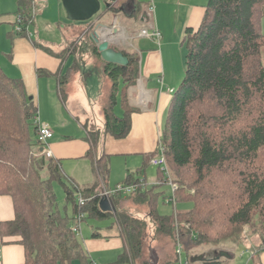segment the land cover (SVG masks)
Wrapping results in <instances>:
<instances>
[{
  "label": "trees",
  "instance_id": "trees-1",
  "mask_svg": "<svg viewBox=\"0 0 264 264\" xmlns=\"http://www.w3.org/2000/svg\"><path fill=\"white\" fill-rule=\"evenodd\" d=\"M32 6V3L20 6L12 35L27 33L33 22ZM135 8L133 16L141 10L137 5ZM263 17L264 0H209L199 27L186 30L185 75L173 95L160 139L168 166L176 171L191 166L199 175L190 188L179 186L174 191L175 207L177 203L184 207L178 212L177 221L181 225L178 237L183 240L185 250L202 237L197 227L214 222L211 216L215 205L219 208L229 205L227 220L237 230L255 225L257 217L264 224ZM16 25L22 27L20 33L14 30ZM90 41L89 36L87 42ZM118 51L128 57L129 63L122 67L103 61L112 81L103 104V133L122 140L132 127L133 111L126 94L139 78L140 60L135 53ZM93 53L101 57L95 45ZM119 90L123 92L120 101ZM118 105L123 108L122 115L115 112ZM37 118L38 110L24 83L9 78L0 66V194L12 197L15 208V219L0 223L1 237L20 238L17 243L25 249L23 264H93L81 238L73 232L76 216L84 213L88 218L104 220L114 215L125 245L120 263L152 264L151 248L146 255L147 240L157 241L164 234L173 239L177 235L174 214L158 213L161 197L156 193L158 186L146 189L144 170L138 171V180L134 182L139 187L131 197L136 204L149 208L147 220L118 207L113 213L103 212L95 190L81 191L73 183L65 184L60 163L43 152L38 153V147L45 146L39 141ZM101 134L90 133L87 157L93 162L96 176L107 184L110 156L95 157ZM157 154L158 151L150 154L148 161ZM213 171L233 177L235 188L227 192L218 183H211L208 175ZM56 181L65 187L67 203L72 205L70 217L57 208L53 187ZM208 181L210 188L204 190ZM201 183L205 196H190V189H197ZM80 194L87 200L83 206L77 199ZM235 205L238 207L234 208ZM204 213L206 219L200 220ZM195 232L200 234L195 236ZM173 250L175 253L176 244ZM175 260L176 256L174 261L169 257L158 264H174ZM191 264L225 262L206 259Z\"/></svg>",
  "mask_w": 264,
  "mask_h": 264
},
{
  "label": "crops",
  "instance_id": "crops-1",
  "mask_svg": "<svg viewBox=\"0 0 264 264\" xmlns=\"http://www.w3.org/2000/svg\"><path fill=\"white\" fill-rule=\"evenodd\" d=\"M99 1L100 11L92 19L79 22L70 19L63 0H0V19L10 26L4 34V37L9 40L10 48L6 53H1L0 66L9 78L21 80L24 83L30 101L38 110L40 120L49 124L54 131V137L49 146L52 159L60 163L64 176L79 190H95L94 194H99L102 200L106 198L101 195L103 191L112 189L109 188L111 185L113 187L115 184H121V180L126 176L124 175L126 170L129 174L124 183L129 179L137 181L138 178L130 174L136 168L137 172L144 170L142 178H144L146 189L158 186L156 193H160L163 197L168 196L172 188L165 183L167 179L161 176V172L153 171L151 176L155 182L149 185L147 183V169L152 165L147 158L159 150L170 103L183 81L179 79L178 84H173L170 79L176 76H167V72L174 70L166 66L165 49L179 42L183 44L187 28L199 27L208 2L206 0H158L157 11L160 17L157 19L153 17L152 20V24L161 33V39L157 41L154 38L139 35L144 25L143 16L148 5L144 3L145 0ZM23 3L34 5L33 22L25 35H12L18 10ZM106 3L110 4V8L104 5ZM136 5L141 10L138 11L139 15L133 16ZM12 16H14L13 21L7 22V18ZM108 26L118 28V32H115L116 36H111V39L105 28ZM101 29H103L102 37L107 38L112 47H118L116 44L119 43L130 52V48L135 49L132 44L135 39L146 40L148 44L145 53L135 49L141 54L139 78L126 94L128 104L133 111L132 127L129 135L122 140L103 133L105 129L103 104L106 98L102 94L103 91L101 93L100 83L94 73L95 68L98 67L97 60L88 57L85 50L86 44L79 47V43L85 42L88 34L94 30L100 32ZM122 30L126 32L124 35ZM76 35H79V43L75 38ZM53 49L55 51H51ZM1 58H3L4 67L1 65ZM87 59L92 65L89 69ZM61 81L64 82L63 85L60 84ZM72 85L75 88L71 87ZM87 89L90 90L91 97ZM118 93L122 99L123 92L119 90ZM120 112L123 113L122 107ZM80 120L84 122L83 127ZM95 131L102 132L95 153L96 159L103 155L110 156V177L107 184L102 178L96 176L93 162L87 157L91 148L90 133ZM41 152L42 148L38 147V153ZM121 171L123 177L110 184L111 176ZM107 199L115 210L118 207L135 217L149 218V208L146 205L136 204L131 196ZM110 218L116 221L110 227L93 223L86 237H82L83 231L82 233L80 231L81 243L93 264H131L120 263L125 245L115 216L112 215ZM14 219L15 208L12 197L0 194V223ZM86 219L92 218L86 217ZM86 219L84 217L81 224L85 223ZM91 221L106 220L92 219ZM19 240L18 237L2 238L0 235V264L25 262V249L17 243ZM258 251V263L255 264H264V246L258 248ZM245 254L254 260V252H245L241 256ZM231 259H235V256ZM189 261L190 264L203 262L192 259Z\"/></svg>",
  "mask_w": 264,
  "mask_h": 264
},
{
  "label": "rangeland",
  "instance_id": "rangeland-1",
  "mask_svg": "<svg viewBox=\"0 0 264 264\" xmlns=\"http://www.w3.org/2000/svg\"><path fill=\"white\" fill-rule=\"evenodd\" d=\"M150 1L151 0H145L144 3L148 4ZM206 1L208 2V0H206ZM157 3H158V0H154V5H155L154 19L155 18L157 19V17L158 18L160 17L159 13L157 11V8H158ZM13 19H14V16L7 18V22L11 23L13 21ZM3 21L4 20L0 19V22H1V24H0V55H1V53H6L8 51V48H10L9 40L6 37H4L5 32H7L9 30L10 26L8 23H3ZM100 24H102V22ZM105 28H109V29L111 28L112 29V27H109V26L105 27ZM261 30L264 33V17L261 20ZM99 33H100L101 39L107 40V38L102 37V31ZM125 33L126 32H124L122 30V35H124ZM89 35H91V34H88L86 36L85 42L82 41L79 43V39H78L79 35H76L75 38H77V41L79 43V47H83L84 44H86L85 50L88 53V57H92L95 60H97L96 64L98 65V67L95 68L96 71H94L95 77H96L97 81L100 83L101 93L103 91L102 94H104L105 98H107V96L109 94L108 92L110 91V88L112 86V81L109 80V78L107 77V74L105 72V65H104L102 58L93 53V44L91 43V41H90V43L87 42V37H89ZM59 37H61V36H59ZM132 44L136 50L140 49L141 51H144V53H145V51H147L146 49L148 47V44H147L146 40L135 39L132 42ZM116 46L119 47V48L114 47L117 50H123V49L125 50V48L120 46L119 43L116 44ZM72 49H75V47H72ZM130 49L131 50L128 49L130 52L133 51L138 57H140L141 54H139L135 49H133V48H130ZM186 49H187L186 43L182 44L181 42H179L177 45H172V46L168 47L167 49H165L166 66H167V68L172 67V69L174 70V71H171L170 73L167 72V76H176V78L170 79L171 82H173V84H178L179 79L181 81V79H183V76L185 75V63H186V53H187ZM51 51H55V50L53 49ZM262 58H263V62H264V48L262 50ZM87 61L89 62L87 64V68L89 69L92 65H91V61H89L88 59H87ZM1 65L4 67L3 58H1ZM161 76H163V74H161ZM179 76H181V77H179ZM105 85H107V86L105 87ZM71 87H74V86L72 85ZM87 92L89 94L90 90L87 89ZM89 97H91L90 94H89ZM117 98L119 101L121 100L119 97V93H117ZM104 101H106V99ZM115 112L117 114H121V115L123 114L120 112V105L117 106V109ZM97 117L98 116H96V118ZM97 120H98V118H97ZM80 124L83 127L84 122L82 120H80ZM36 153L37 152H35L34 154H36ZM168 167H169V174L171 177V182L177 187L176 190H178L179 186H184L186 188H190L191 186H193L194 182L197 180V177L199 176L198 174L196 175L194 169L191 166L179 169L177 171L175 169H173L171 165H169ZM147 170H148V172H147V177H148L147 183H148V185L153 184L155 181H154V178L151 176V173H153V171L154 172H157V171L161 172L162 169L155 166V165H151ZM132 171H134V172H131L130 174L133 177L137 178L139 176L137 169L134 168ZM128 174L129 173L126 170L125 174H124L126 176L123 180H121V183H124ZM141 176H143V174ZM161 176L166 177V173L161 174ZM121 177H123L122 171L115 174V176L112 175L111 180H110V184L116 182ZM208 177L211 180V183H212V181L214 183H218V185H220L224 188V191L228 192V191H230V189L235 188V184L233 183V181H234L233 177L225 175L224 173L213 171L211 174L208 175ZM65 180H64L65 184L70 185V186L72 185V183L69 181V179L67 177H65ZM134 181L135 180H131L132 183ZM171 182L169 180H167L165 183L170 185ZM239 182H240V180H239ZM202 185H203V183L198 184L197 189L194 187L191 188L190 189V194H191L190 196L194 195L195 197H198V198H202L203 196H205L204 190H206V188H210L209 181L205 184L204 190L200 188ZM115 186H116V184L113 185V187L111 185L109 188H114ZM150 186H152V185H150ZM53 187H54V191H55V195H56L57 208L62 212L63 215L67 214V216L70 217L72 215V207H71L72 205L67 203L64 185L56 181L53 183ZM144 187H145V185H144ZM200 192H203L204 195H200ZM169 193L170 194L168 196H164V197L161 196L160 197L159 202H158V206H157V210H158V213L163 215V216H170V215L174 214L173 219L176 223V229H177L176 230L177 235H176V233H175V235L178 237V232L180 229L179 226H181V225L180 224L178 225L177 215H178L179 211L184 209V207L180 203H177V206L175 207V203L173 204L172 202H170V199L172 197V191L170 190ZM228 206H225L222 208L217 207V205L213 206L212 211L214 212V216H211V220H214V222L210 223L208 225L206 224L205 226H200V227L196 228L198 231H201L202 237H198L200 240H197L196 242L192 241L190 243V247L186 246L190 250H188V248H186V250H184V253L182 255V259L184 262L187 261V259L190 260V259H193L194 257H199V256L203 255L204 259L205 258L206 259H212V260L217 259V260L225 262V264L226 263L227 264H255V263H258V258H259L258 248H261L262 246H264V224H261L259 221V218L257 217L255 225H253V226L245 225L240 230H237L235 227H232V225L227 220V217L229 216V214L231 212V210L230 211L227 210ZM236 207H238V206L235 205L234 208H236ZM186 208L189 209L190 206H187ZM86 217H87V215L85 216V219H86ZM200 217H201L200 220L206 219L207 214L206 213H204L203 215L201 214ZM91 220L92 219H86L85 223L80 225L81 233L83 231L82 237H86L87 234L89 233V231H91V227H92L93 223L100 224V226L103 225L102 227H110L112 224H114L116 222L114 218L105 219L106 221H91ZM149 227H151V224L149 225ZM93 232H94V230H93ZM149 233L150 234L153 233V232H151V229H150ZM208 233H209V235L211 234V236L207 235ZM199 234L200 233L195 232V236H197ZM176 236L173 237V239H172L171 236L164 234L162 236H158L157 241H152L153 238H150L149 240H147V243H146V255H147V249L152 248L155 250V252L158 256V262L159 261L164 262L169 257L171 258L172 261H174L175 253H174L173 248H174L175 244L178 243ZM180 242L181 243L183 242V240L181 241V238H180ZM184 249H185V246H184ZM245 252H254V254H255L254 260H251V258L247 254H245L244 256H241V254L245 253ZM223 253L225 255H222ZM234 256H235V259L232 260L231 258ZM96 261H98V260H96ZM152 264H153V261H152Z\"/></svg>",
  "mask_w": 264,
  "mask_h": 264
},
{
  "label": "built area",
  "instance_id": "built-area-1",
  "mask_svg": "<svg viewBox=\"0 0 264 264\" xmlns=\"http://www.w3.org/2000/svg\"><path fill=\"white\" fill-rule=\"evenodd\" d=\"M154 12H155L154 0H151L146 7V12H145V15L143 16L144 25L140 29L139 35L141 37L154 38L157 41H159L161 39V33H160L159 29L156 28L152 24ZM34 15H35V7L33 5L32 6V16L34 17ZM18 22H21V18H19ZM14 30L16 32L20 33L22 31V27L20 25H16ZM27 31H28V29H27ZM107 33L110 34V36H109L110 39H111V36H113V34H114V36H116L115 29H113V28L112 29L110 28V31L107 30ZM37 124L39 126V130H38L39 141L45 146L44 149H42V152L48 158H52V151L49 147L50 146L49 141L53 139L54 131L50 127L49 124L42 122L40 120L39 116L37 118ZM151 164L161 168L162 172L166 173V179L171 182V177L169 174V167H168L166 157H165V149L161 144H159L158 155L151 160ZM170 186L172 188V193H173L172 197L170 199V202L175 203L174 191L177 189V187L172 182L170 183ZM138 187H139L138 184L135 182H133V183L132 182H125V183H121V184L116 185L112 189H108V190L105 189L101 195L103 197H106V198H117V197H122V196H132L136 193V191L138 190ZM77 199H78V202L80 203V205H82V206L85 205V203L87 202V200L81 194L77 196ZM84 217H85L84 213L77 215L76 216V224L72 227L73 232L76 233V235L78 237H80V231H81L80 230V224L83 222ZM177 240H178V243L176 244V250H175L176 260H175L174 264H190V261L188 259L185 262L183 261L182 255H183L185 249H184V246L180 242V238H177Z\"/></svg>",
  "mask_w": 264,
  "mask_h": 264
},
{
  "label": "water",
  "instance_id": "water-1",
  "mask_svg": "<svg viewBox=\"0 0 264 264\" xmlns=\"http://www.w3.org/2000/svg\"><path fill=\"white\" fill-rule=\"evenodd\" d=\"M116 1V0H113ZM63 5L73 21L84 22L92 19L101 8L99 0H63ZM107 8H110V4H105ZM91 42L97 46L101 58L110 64L119 66H127L129 63L128 57H126L121 51L112 47L108 40L101 39L97 30L90 35ZM100 207L103 212H111L115 210L107 198H103L100 202ZM222 255H225L224 253ZM228 256V255H227ZM151 259L153 264H158V256L154 249L151 248ZM193 261H203L204 256H199L192 259ZM217 260V259H216Z\"/></svg>",
  "mask_w": 264,
  "mask_h": 264
},
{
  "label": "bare ground",
  "instance_id": "bare-ground-1",
  "mask_svg": "<svg viewBox=\"0 0 264 264\" xmlns=\"http://www.w3.org/2000/svg\"><path fill=\"white\" fill-rule=\"evenodd\" d=\"M115 27H116V26H115ZM115 27H112V28L115 29V32H118V28H115ZM106 30H109V31H110L109 28H106ZM113 36H114V34H113Z\"/></svg>",
  "mask_w": 264,
  "mask_h": 264
}]
</instances>
